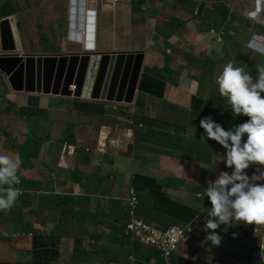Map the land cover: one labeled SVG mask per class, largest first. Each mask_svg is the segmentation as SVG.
Listing matches in <instances>:
<instances>
[{"label": "crops", "instance_id": "1", "mask_svg": "<svg viewBox=\"0 0 264 264\" xmlns=\"http://www.w3.org/2000/svg\"><path fill=\"white\" fill-rule=\"evenodd\" d=\"M134 1H88L96 13L93 52L145 53L133 104L16 93L0 76V154L19 157L25 191L0 211V264H156L153 248L123 234L130 192L138 217L167 230L208 209L206 181L231 171L217 155L222 147L200 139L199 121L211 116L225 129L234 125L215 77L228 61L249 69L251 52L264 57L249 47L255 36L264 46V3L259 13L255 0H136L139 8ZM21 15L13 17L25 53L83 50L68 40V11H52L36 27L40 36L60 33L58 52L28 51ZM211 30L225 34L222 43ZM4 31L12 51V31ZM256 227L261 235L252 233ZM4 231L33 236L5 238ZM215 231L219 246L196 233L174 262L264 264V222Z\"/></svg>", "mask_w": 264, "mask_h": 264}, {"label": "clouds", "instance_id": "2", "mask_svg": "<svg viewBox=\"0 0 264 264\" xmlns=\"http://www.w3.org/2000/svg\"><path fill=\"white\" fill-rule=\"evenodd\" d=\"M16 1L18 3V0ZM88 1L89 0H86V12L94 13V25L86 22V29L83 33L82 42L77 40L76 35H70L72 31L70 28L71 23L68 9L70 30L67 36L68 40L80 43L83 50L63 51L57 54L92 51L95 43L96 13L94 9L90 8ZM3 2L4 0L0 2V5ZM263 3L264 0H255L256 11H259V13L262 12ZM14 15L15 14L0 19H8L9 22L10 18H14ZM249 17L255 19L256 15L251 13ZM9 25L11 24L8 23L5 28H8ZM88 26L94 27L93 32L89 33ZM210 33L214 36L217 43H222L225 35L223 32L216 33L214 30H211ZM18 37L20 38L19 34ZM255 38L257 40H253L249 47L264 55V46L259 41L260 39L262 40V37L255 36ZM84 42L86 43L85 45ZM89 44L93 45L90 49L88 48ZM259 47H262L261 51L257 50ZM22 52L24 54H29L25 53L23 49ZM215 84L220 96L226 98L227 104L230 106L231 110H227V116L231 115L235 116V118L233 120L234 125L228 129L221 126L223 123L219 124L215 122L211 116L204 117L199 121V127L203 129L204 133L200 139L212 140L220 145L224 152L222 156L219 154L217 155L221 158L225 168L231 170L230 172L220 171L214 180L206 181L207 187L203 189V195L208 199V209L204 210L201 215L195 217L192 222L188 223L186 226H173L167 230H160L138 217L137 210L139 201L134 191L130 192V197L127 200L128 219L125 223L123 234L130 239L136 240L140 244L153 248L159 256L156 264H176L174 262V257L176 253H178L180 246L183 243L191 241L196 233L205 231L204 239L213 247L219 246L221 242V236L215 231L220 225H224L225 229H227L237 221L245 225L264 222V67L257 66L255 78H253L243 67L234 66L232 61H228L223 65L221 71L215 77ZM70 90L75 92L77 88L75 85H72ZM66 99L93 101L74 97ZM103 101L106 100L103 99ZM237 116H239V119ZM240 116L247 117V119L243 120ZM130 123L133 124L132 120H130ZM139 128H142V125H139ZM19 166L20 159L18 156L13 158L8 155L0 154V211L9 210L13 207L16 200L22 198L25 194V191L21 189L22 181L17 175ZM249 166L251 172L247 174L245 170L248 169ZM133 197L136 198L137 202L135 209H131L130 206ZM199 197H201V195H199ZM132 212L133 214H131ZM134 220L142 222V224L155 232L165 234L173 230L175 235L178 231L181 232V236L179 239H176L174 235V241L168 248L169 254H165V250L159 245L148 243L142 240L140 235L128 230V226ZM254 232L256 234L259 233V235L262 234L261 230L257 227L254 231L252 230V233ZM2 236L5 238L18 239L33 236V233L25 231H4L2 232Z\"/></svg>", "mask_w": 264, "mask_h": 264}, {"label": "water", "instance_id": "3", "mask_svg": "<svg viewBox=\"0 0 264 264\" xmlns=\"http://www.w3.org/2000/svg\"><path fill=\"white\" fill-rule=\"evenodd\" d=\"M202 10L200 7L199 14ZM69 14L70 35H76L82 42L86 22L94 25V13L86 12V0H70ZM9 23L14 50L0 52V76L6 79L11 91L133 103L142 73L143 52L24 54L17 37L19 25L14 24V18ZM93 30V26H88L89 33ZM92 47L88 45L89 49ZM257 50L261 51L262 47ZM72 85L77 88L75 92L70 90Z\"/></svg>", "mask_w": 264, "mask_h": 264}, {"label": "rangeland", "instance_id": "4", "mask_svg": "<svg viewBox=\"0 0 264 264\" xmlns=\"http://www.w3.org/2000/svg\"><path fill=\"white\" fill-rule=\"evenodd\" d=\"M18 6L19 11L14 16L22 14V20L20 23V25L22 24L23 26L22 38L28 51L32 53L43 51L58 52V48L63 39L60 37V33L53 37L40 36L38 34L39 29H37L36 27V22L39 23L40 17L48 12L55 11V13L57 14L59 13V11H64L65 13H67L69 9V0H18ZM133 6L134 8H139V2L135 0ZM9 9L10 8H7L6 11H9ZM15 22H18L16 18ZM8 23V19L0 21V38L3 39L4 43L8 44L7 48L0 46V52H8L12 47L11 40L7 35H5L6 32L4 31ZM18 40L20 41L19 37ZM251 55L253 56L252 59L245 62L249 64V69L245 68V71H247L250 75L253 76V78H255V71L257 66L264 67V57H261L253 52H251ZM238 117L239 116H237V118ZM232 126L233 125H231V127Z\"/></svg>", "mask_w": 264, "mask_h": 264}, {"label": "built area", "instance_id": "5", "mask_svg": "<svg viewBox=\"0 0 264 264\" xmlns=\"http://www.w3.org/2000/svg\"><path fill=\"white\" fill-rule=\"evenodd\" d=\"M136 198L133 197L130 203L131 209L136 208ZM133 214V212L131 213ZM128 230L131 232H135L137 235H140L141 239L152 244H157L165 250V254H169V246L174 241L175 232L172 230L165 234L155 232L150 230L147 226L142 224V222L134 220L129 226ZM181 236V232H177L175 235L176 239H179Z\"/></svg>", "mask_w": 264, "mask_h": 264}, {"label": "trees", "instance_id": "6", "mask_svg": "<svg viewBox=\"0 0 264 264\" xmlns=\"http://www.w3.org/2000/svg\"><path fill=\"white\" fill-rule=\"evenodd\" d=\"M7 8H10L9 11H6ZM18 11L19 8L16 0H5L0 5V18L16 14Z\"/></svg>", "mask_w": 264, "mask_h": 264}, {"label": "bare ground", "instance_id": "7", "mask_svg": "<svg viewBox=\"0 0 264 264\" xmlns=\"http://www.w3.org/2000/svg\"><path fill=\"white\" fill-rule=\"evenodd\" d=\"M86 43L84 42V45H85Z\"/></svg>", "mask_w": 264, "mask_h": 264}]
</instances>
